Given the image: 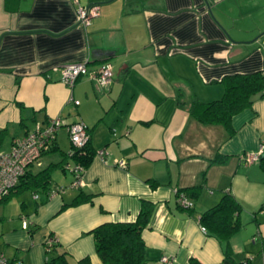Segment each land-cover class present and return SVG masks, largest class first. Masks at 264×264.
Wrapping results in <instances>:
<instances>
[{"label":"crops","instance_id":"0c3cea01","mask_svg":"<svg viewBox=\"0 0 264 264\" xmlns=\"http://www.w3.org/2000/svg\"><path fill=\"white\" fill-rule=\"evenodd\" d=\"M80 2L99 4L88 26L78 23L72 0H0V130L11 133L1 152L37 122L57 117L83 122L94 151L74 184V148L66 126L58 129L53 150L28 168L61 163L49 188L32 191L37 197L29 206L22 200L21 213L7 212L10 199L0 203V252L44 264L53 238L69 264L85 256L103 264L91 230L135 221L141 200H148L154 208L142 231L145 264H158L162 254L172 264H237L251 256L250 264H264V171L260 160L241 159L264 142V98L233 116L232 134L189 112L194 99L221 98L224 76L264 72V0ZM76 62L89 72L110 63L111 84L101 87L87 74L72 87L63 83L62 66ZM216 154L226 161L210 164ZM200 184L197 197L186 196L191 207L178 202L177 190ZM55 186L63 189L52 195ZM80 191L91 201L63 208ZM224 193L239 201L241 224L252 230L245 237L241 228L231 239V256L198 220Z\"/></svg>","mask_w":264,"mask_h":264},{"label":"trees","instance_id":"16d2710c","mask_svg":"<svg viewBox=\"0 0 264 264\" xmlns=\"http://www.w3.org/2000/svg\"><path fill=\"white\" fill-rule=\"evenodd\" d=\"M221 83L223 85L221 98L209 102L194 99L189 106V112L201 124H219L232 134L234 133L232 127L233 116L244 109L250 108L256 96L264 98V72L256 71L226 75L221 79ZM16 103L23 108L19 102ZM3 133L4 130H0V138ZM93 155L94 151L91 149L90 138L85 147L74 149L73 153H70L75 163L80 165L83 170L90 164ZM261 156L259 158L260 167L264 171V157L261 158ZM226 159V156L216 154L209 162L210 164H220L224 163ZM59 165L61 163L48 165L37 172L27 170L15 189L0 200V203L6 202L26 190L36 191L49 188L52 171L54 167ZM149 182L152 187L157 186L155 180H149ZM202 188L203 185L200 184L179 189L176 191V197H179L180 194L197 197ZM90 201L91 196L80 191L70 203L64 204L63 208ZM153 208L154 204L152 202L141 200L140 210L135 221L105 222L91 230L96 254L103 264H145V245L142 239V231L148 226ZM241 211L242 206L239 201L232 194L224 193L214 206L199 215L200 225L205 227L209 234L215 236L222 243L227 256L232 255L230 249L231 239L242 228L239 218ZM58 245L56 240L52 238L47 246L51 254L48 255L44 264H69L68 253L65 250H59L60 246ZM76 264L92 263L90 258L85 256L79 259ZM237 264H249V259L237 262Z\"/></svg>","mask_w":264,"mask_h":264},{"label":"built area","instance_id":"2783aa9c","mask_svg":"<svg viewBox=\"0 0 264 264\" xmlns=\"http://www.w3.org/2000/svg\"><path fill=\"white\" fill-rule=\"evenodd\" d=\"M77 6V21L83 26L91 24L92 19L100 14L99 4L83 5L80 0H72ZM89 75L101 87H108L112 82L113 70L108 62H103L95 71L89 72L85 62H76L64 64L61 68V81L72 87L75 81L82 75ZM74 103L78 101L74 100ZM62 126H66L69 141L74 149H81L86 146L90 135L85 124L81 121L66 124L62 118H51L46 122H37L35 127L28 131L24 136L14 138L11 142L10 149L0 153V200L6 197L19 184L21 178L29 167L39 164L41 156L47 152L53 145L56 133ZM264 153V142H262L255 152H247L241 156L245 165L258 161ZM103 157L104 151L97 152ZM118 165L124 166L123 160L118 161ZM72 171L75 173L74 184L80 181V174L83 168L76 164ZM63 189V186H55L51 189V194H56ZM37 197L36 194L33 195ZM178 202L185 206L191 207L192 203L185 195L180 194ZM23 228L29 226L25 217L22 218ZM202 231L206 228L201 226ZM51 240H49L50 242ZM173 257L162 254L158 259V264H172ZM0 264H23L19 260H10L0 252Z\"/></svg>","mask_w":264,"mask_h":264},{"label":"rangeland","instance_id":"374dc122","mask_svg":"<svg viewBox=\"0 0 264 264\" xmlns=\"http://www.w3.org/2000/svg\"><path fill=\"white\" fill-rule=\"evenodd\" d=\"M10 137H11V133H9V134H6V133H3L2 135H1V138H0V153H1V151H3L4 149H6L7 148V146L9 145V141H10ZM67 145H68V148L70 149V148H73V146H72V144L70 143V141L68 140V143H67ZM50 158V157H49ZM45 161H46V158H45ZM70 164H73L72 162H70ZM37 192H39V191H37ZM32 195H33V193H32V190H26V191H23V192H20L18 195H15V196H13L11 199H10V203L9 204H11V205H9V207H8V209H7V212L9 211L10 213H12V212H20L21 210H20V206H19V204H20V202L22 201V200H25V202L27 203V205L29 206L31 203H33L32 202ZM2 209V207L0 206V210ZM21 213V212H20ZM252 230L250 229V227L249 226H245V225H243L242 226V234H243V236H245V237H251V232ZM250 246V245H249ZM251 256V255H250ZM251 257H253V256H251ZM249 258V260L252 262V258ZM245 259H243V261H244ZM248 260V259H247ZM250 264V263H249Z\"/></svg>","mask_w":264,"mask_h":264}]
</instances>
